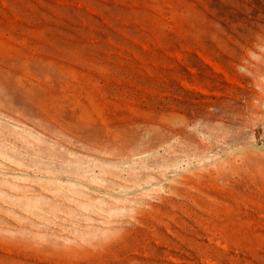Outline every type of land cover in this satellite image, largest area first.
I'll list each match as a JSON object with an SVG mask.
<instances>
[{"label":"rangeland","instance_id":"rangeland-1","mask_svg":"<svg viewBox=\"0 0 264 264\" xmlns=\"http://www.w3.org/2000/svg\"><path fill=\"white\" fill-rule=\"evenodd\" d=\"M263 139L264 0H0V264H264Z\"/></svg>","mask_w":264,"mask_h":264},{"label":"built area","instance_id":"built-area-1","mask_svg":"<svg viewBox=\"0 0 264 264\" xmlns=\"http://www.w3.org/2000/svg\"><path fill=\"white\" fill-rule=\"evenodd\" d=\"M262 147L264 148V139H263V141H262Z\"/></svg>","mask_w":264,"mask_h":264},{"label":"bare ground","instance_id":"bare-ground-1","mask_svg":"<svg viewBox=\"0 0 264 264\" xmlns=\"http://www.w3.org/2000/svg\"><path fill=\"white\" fill-rule=\"evenodd\" d=\"M152 221V220H151ZM211 239V238H210ZM217 244V243H216ZM219 245V244H218ZM170 249V248H169ZM171 258V257H170ZM203 262H204V260H203ZM205 263V262H204Z\"/></svg>","mask_w":264,"mask_h":264}]
</instances>
